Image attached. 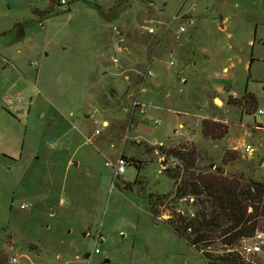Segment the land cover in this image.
<instances>
[{"label": "rangeland", "instance_id": "rangeland-1", "mask_svg": "<svg viewBox=\"0 0 264 264\" xmlns=\"http://www.w3.org/2000/svg\"><path fill=\"white\" fill-rule=\"evenodd\" d=\"M66 2L0 0V264H205L163 221L212 164L263 180L264 0Z\"/></svg>", "mask_w": 264, "mask_h": 264}, {"label": "trees", "instance_id": "trees-1", "mask_svg": "<svg viewBox=\"0 0 264 264\" xmlns=\"http://www.w3.org/2000/svg\"><path fill=\"white\" fill-rule=\"evenodd\" d=\"M242 99L245 113H254L257 104L253 94L245 93ZM202 129V135L210 139L227 134L226 127L217 123L203 122ZM238 157L235 151H228L222 163L227 165ZM212 165L206 172L197 174L194 182H183L176 191L179 199L193 197L195 210L192 217L179 214L176 221L170 216L163 223L193 247L205 264H262L254 256H243L236 246L256 231L264 232V176L259 182L242 175L227 176L216 166V173L212 174L208 172ZM150 200L149 212L157 218L161 212Z\"/></svg>", "mask_w": 264, "mask_h": 264}, {"label": "built area", "instance_id": "built-area-1", "mask_svg": "<svg viewBox=\"0 0 264 264\" xmlns=\"http://www.w3.org/2000/svg\"><path fill=\"white\" fill-rule=\"evenodd\" d=\"M55 1L57 3L56 5L58 6H65L67 4L66 0H55ZM179 31H182V27L179 28ZM168 58H169V64L171 66L176 65L173 53L170 52ZM223 72H227V68H223ZM230 97L232 99L236 98L235 94L233 93H231ZM19 100L21 101V98H19ZM11 102L12 101L9 100L7 104H10ZM140 106L144 108L143 104ZM256 113L261 115L263 114V111L259 109V110H256ZM153 124L158 125L159 120H154ZM154 146L162 147L163 145L161 142H157ZM241 147H242L241 148L242 152L244 154L246 153V155L248 154L251 155V153L253 152V149L249 144H244ZM162 161L163 159L161 157L159 159V167H160V170L164 171L166 170V168H168V165H166V163H163ZM126 165H128V162L122 157L121 158L119 157L114 162H109L107 164V166L110 167L113 171L112 172L113 179H117V177L121 176L123 172H125ZM211 168L215 169V165H212ZM162 171H158V172L161 173ZM222 171L223 173H225L224 170ZM112 187H114V185H112ZM104 238L105 237L102 236L100 231H97L95 233V235L92 238V241L94 243L93 254L99 253V249L97 248V246L104 242ZM239 244H240V253L247 258L253 255H256V254L264 253V232L256 231L251 238L248 237V238L242 239V241ZM10 262L17 263V260L15 257H11Z\"/></svg>", "mask_w": 264, "mask_h": 264}, {"label": "crops", "instance_id": "crops-1", "mask_svg": "<svg viewBox=\"0 0 264 264\" xmlns=\"http://www.w3.org/2000/svg\"><path fill=\"white\" fill-rule=\"evenodd\" d=\"M151 73H153V72H151ZM218 103H220L219 100H218ZM183 124H184V123H179L177 126H178V127H181V126H183ZM246 157H247V158H250V155L248 154Z\"/></svg>", "mask_w": 264, "mask_h": 264}, {"label": "water", "instance_id": "water-1", "mask_svg": "<svg viewBox=\"0 0 264 264\" xmlns=\"http://www.w3.org/2000/svg\"><path fill=\"white\" fill-rule=\"evenodd\" d=\"M220 102V101H219ZM86 116V115H85ZM89 115H87L86 117H88Z\"/></svg>", "mask_w": 264, "mask_h": 264}]
</instances>
